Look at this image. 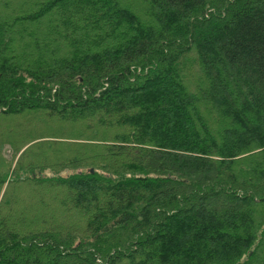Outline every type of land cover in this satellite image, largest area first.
I'll use <instances>...</instances> for the list:
<instances>
[{
  "label": "trees",
  "instance_id": "trees-1",
  "mask_svg": "<svg viewBox=\"0 0 264 264\" xmlns=\"http://www.w3.org/2000/svg\"><path fill=\"white\" fill-rule=\"evenodd\" d=\"M1 3L0 264H264V0Z\"/></svg>",
  "mask_w": 264,
  "mask_h": 264
},
{
  "label": "rangeland",
  "instance_id": "rangeland-1",
  "mask_svg": "<svg viewBox=\"0 0 264 264\" xmlns=\"http://www.w3.org/2000/svg\"><path fill=\"white\" fill-rule=\"evenodd\" d=\"M30 1V0H29ZM118 3L120 2L121 4H126V5H129V4H132L131 2L133 1V0H116ZM1 2H3V3H1L2 5H4L5 3H4V0H1ZM119 3V4H120ZM143 9H146L145 8V6L143 5ZM134 11V10H133ZM135 12V11H134ZM136 14H138L137 12H135ZM136 17H135V19L137 20H139V18L137 17V15H135ZM140 23H141V21H140ZM142 25H144V26H148V24H146V23H143L142 22ZM81 125H82V123H78L77 125H74V126H77V129L76 130H78L79 131V129L81 130ZM60 127V125H54V129H58ZM111 127H114V126H111ZM1 128V127H0ZM72 129H74V128H72ZM113 130L115 129V127L114 128H112ZM217 143L219 144L220 143V141H217ZM73 154L74 153H77V152H75V151H71ZM62 155H63V157H67V154H68V152H67V150L65 149V150H62ZM51 192H53V191H51ZM27 197V196H26ZM25 197V198H26ZM54 199H55V202H57L58 201V199H56V198H54L52 195H51V204H54ZM23 203H25V199H22L20 202H19V206L18 207H20V206H23ZM18 212H21V211H19V210H17ZM258 211H260L259 209L257 210V212ZM256 213V212H255ZM256 214H254V212L252 213V219H255L256 218V216H255ZM63 218H65V217H63ZM67 218H71V219H69V221H68V224H64V225H68L67 227H69L70 226V224H78V225H81L82 223H83V221H84V217H81V215L80 216H78L76 219L74 218H72V217H70V216H68ZM53 219V221H51L52 223H51V225H53V226H58V225H63V223H67V222H63V221H61L60 219H57L56 220V218L54 219V218H52ZM206 221H208V220H206ZM70 223V224H69ZM198 255V254H197ZM134 264H136V263H134Z\"/></svg>",
  "mask_w": 264,
  "mask_h": 264
}]
</instances>
